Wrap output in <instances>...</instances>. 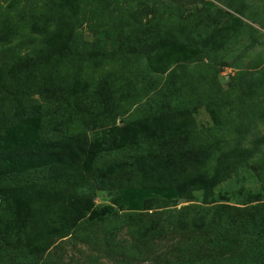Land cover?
I'll use <instances>...</instances> for the list:
<instances>
[{
    "label": "trees",
    "instance_id": "16d2710c",
    "mask_svg": "<svg viewBox=\"0 0 264 264\" xmlns=\"http://www.w3.org/2000/svg\"><path fill=\"white\" fill-rule=\"evenodd\" d=\"M131 1L139 4L143 0ZM212 15L218 18L226 13L213 8ZM88 19L92 23V18ZM118 33V37L112 33V40H122L126 47H133V51L144 49L154 40L146 32L145 37L133 30L124 29ZM76 34L79 38L72 41L70 49L80 58L86 50L97 49L110 37L107 34L104 40L89 42L82 34ZM137 38L141 39L140 43H136ZM25 45L18 42L9 61L17 71L13 73L10 65H5L1 73L4 86L2 89L0 86V91L6 94L0 95V102L4 97L3 107H6L2 109L7 111L8 123L21 122L31 127L35 139L27 153L19 154L9 149L5 156L12 158L6 160L10 167L0 170V264H72L74 260L81 264V260L70 256L64 261L60 243L50 251L46 242L58 237L69 238L73 246L77 241L95 244L98 231L102 232L98 246L106 248L112 255L128 257L133 247L135 250L141 245L150 248L171 239L170 254L161 256L164 264H264V202L252 204V201L246 200L240 206L215 204L209 214L208 209L201 205L188 204L176 208L177 201L170 197H157L153 200L146 198L140 206L124 210L121 194L113 202L110 198L111 202L102 205L98 214H94L93 199L99 190L111 193L125 189L129 191L127 193L138 194L144 186L166 190L171 184L176 196L175 189L179 190L184 183L189 185L195 179L187 178L186 173L189 167L196 166V162L214 159L217 174L230 178L237 159L253 160L264 139L261 143L257 141L250 151H239L225 147L227 139L215 127L197 131L189 123L182 125L178 133H171L167 137H153L151 134V128L155 125L148 113L155 105L160 110L167 107L182 114L200 104L218 109L223 104H237L230 90H223L215 82V85L211 84L214 90H206L203 97L188 75H179L173 84L170 75L161 90L163 96L169 99L166 101L160 94L151 96L146 106L134 108L135 114L131 119L136 122L128 119L123 136L112 137L108 134L107 125L115 124L117 117L126 115L130 105L136 103L133 99L136 82L119 80L117 90L126 107L113 92L109 100L102 103L98 98V81H89L72 98L74 95L68 92V83L59 85L60 82L53 76L44 79L37 77V69L43 68L51 58L45 57L48 49H29ZM45 46L47 44L42 42L41 48ZM24 49L26 52L21 55L20 51ZM18 68L22 70L21 73ZM260 73L247 75L252 88L264 90V70ZM242 76V73H238L232 79ZM244 77H247L246 74ZM14 81L15 91L12 93ZM170 84L174 85L176 93H173ZM235 87L236 81L231 90L234 91ZM169 94L172 96L169 97ZM193 97L200 100L198 105L193 102ZM71 102L76 104L72 112L78 117L83 115L89 130L96 128L102 135L92 141H84L75 149H68L66 145L60 148L61 142L56 147L46 138L45 129L50 124L52 131L49 132H59V138L60 135L65 137L71 134L75 138L82 132L87 134L86 126L81 130L77 126H69L56 131L60 126L59 117L73 114L63 111L64 107L71 111ZM242 107L237 104L236 109L242 110ZM232 119L229 118L230 121ZM7 148L8 145L5 146L0 139V152ZM250 164L252 170L264 168V162ZM142 165L146 167L144 171H133ZM185 189L188 191V186ZM184 196L189 198L190 193ZM78 210L82 213L78 214ZM83 214L86 216L80 217ZM123 231L131 238L124 247L117 240Z\"/></svg>",
    "mask_w": 264,
    "mask_h": 264
},
{
    "label": "rangeland",
    "instance_id": "374dc122",
    "mask_svg": "<svg viewBox=\"0 0 264 264\" xmlns=\"http://www.w3.org/2000/svg\"><path fill=\"white\" fill-rule=\"evenodd\" d=\"M213 8L223 10L226 15L218 18L213 16ZM89 17L92 18V23ZM30 22L34 23L29 26ZM100 24L102 25L99 26ZM124 29L139 32L143 37L148 33L154 40L144 49L133 51V47H126L122 40H112V33L118 37V31ZM76 33L82 34L89 42L104 40L107 34L110 37L97 49L86 50L80 58L70 49L72 41L79 38ZM137 40L136 43H140L141 39ZM18 42L25 43L24 47L29 49H48L45 57H51V60L48 59L50 61L43 68H36L37 77L44 79L53 76L60 82L59 85L68 83V92L74 95L72 98L89 81H98V98L102 103L107 102L113 92L117 100L121 99L125 106L117 90L119 80L136 82V90L133 92L136 103L130 105L132 111L129 109L126 115L117 117L115 124L107 125L108 134L112 137L123 136L122 131L129 118L131 122H136L131 119L135 114L134 108L146 106V101L151 96H163L161 90L166 78L171 75L173 84L179 75H188L194 88L203 97L206 90H214L211 84L215 85L217 82L223 90L231 91L230 94L237 104L243 106L242 110L236 109L237 104H223L218 109L206 104L198 105L200 100L194 97L193 102L198 106L195 109L190 108L188 115L187 112L182 114L167 107L165 110H160L157 105L153 110L148 107V111L151 110V115L150 112L148 115L155 125L151 128L153 137H167L171 133H178L182 125L191 123L189 125L194 126L197 131L217 128L227 139L225 147L228 149L250 151L257 141L261 143L264 139V90L252 88L247 75L264 70V0H143L139 4L131 0H0L1 89L4 86L1 81L4 66L10 65L13 73L14 70L17 71L9 61L13 58ZM42 42L47 46L41 48ZM25 52L26 49L20 51V54ZM19 72L22 70L19 69ZM238 73L243 76L232 79ZM235 81L236 87L233 91L231 86ZM172 84L173 93H176ZM14 85L15 81L11 86L12 93L15 91ZM4 93L0 91V95ZM163 99L167 101L169 98L164 95ZM1 100L0 139L5 142V146L8 145L4 152H0V170L3 171L10 167L6 160L12 158L5 156L9 149L19 154L27 153L33 147L35 133L31 131V127L21 122L8 123L7 111L2 109L6 107H3L4 97ZM75 105L71 102V111L64 107L63 111L73 114L62 118L60 116V126L56 131L69 126H77L81 130L86 126L87 134L82 132L75 138L71 134L65 137L60 135L59 138V132H49L52 131L49 121L50 125L45 129L46 138L56 147L61 142L60 148L66 145L68 149H75V146H81L84 141H92L102 135L96 128L89 130L83 115L78 117L72 112L75 111ZM229 118L234 119L231 122ZM257 161L264 162V142L253 160L237 159L230 178H222L217 174L214 159L209 162L204 160L202 163L195 161L196 166L189 167V172L186 173L187 178L195 179L191 183L189 181V185L184 183L179 190L175 189L176 196L173 195L171 184L166 190L144 186L138 194L127 193L129 191L125 189L111 193L99 190L93 199L94 214H98L102 205L113 202L121 194L124 210L140 206L146 198L153 200L157 197H170L177 201L176 208L188 204L201 205L208 209L209 214L215 204L240 206L246 200L252 201V204L264 202V168L257 171L258 169L252 170L249 167L250 163ZM145 169L142 165L133 171ZM187 192L190 193L189 198L184 196ZM171 193L173 196H169ZM118 209L121 210L120 206ZM81 213L78 210V214ZM83 216L86 215L80 217ZM101 236L102 232L98 231L95 244L77 241L73 246L69 238L54 237L45 245L49 246L47 250L53 251L55 245L60 243L64 261L70 256L81 260V264H164L161 256L169 255L173 244L168 239L150 248L141 245L135 250L133 247L132 254L125 257L112 255V252L109 254L110 251L107 252L106 248L98 246ZM118 239L124 247L131 238L123 231ZM72 264H77L76 260Z\"/></svg>",
    "mask_w": 264,
    "mask_h": 264
}]
</instances>
